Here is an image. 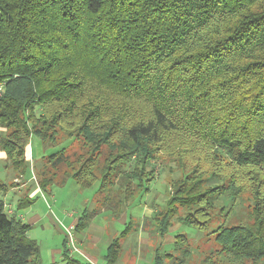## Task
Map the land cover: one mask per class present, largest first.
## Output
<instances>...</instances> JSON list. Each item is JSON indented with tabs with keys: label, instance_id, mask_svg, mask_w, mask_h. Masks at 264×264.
<instances>
[{
	"label": "trees",
	"instance_id": "obj_1",
	"mask_svg": "<svg viewBox=\"0 0 264 264\" xmlns=\"http://www.w3.org/2000/svg\"><path fill=\"white\" fill-rule=\"evenodd\" d=\"M0 89V151L14 174L0 183V264H41L16 216L31 193L13 214L3 198L33 177L30 150L42 193L69 179L97 187V210L75 232L144 203L158 158L184 157V179L168 180L143 226L131 217L106 264L139 227L162 239L154 264H185L194 234H213L222 261L264 264V0H0ZM244 194L247 221L210 230L216 202L230 219ZM63 249L51 264H92L71 257L68 238Z\"/></svg>",
	"mask_w": 264,
	"mask_h": 264
},
{
	"label": "rangeland",
	"instance_id": "obj_2",
	"mask_svg": "<svg viewBox=\"0 0 264 264\" xmlns=\"http://www.w3.org/2000/svg\"><path fill=\"white\" fill-rule=\"evenodd\" d=\"M37 145V146H36ZM83 146V145H82ZM81 146V147H82ZM32 148V147H31ZM35 156L38 153L41 152V146L38 142H34L33 144ZM87 151V148L85 149ZM106 150L104 149V152ZM31 152V150H30ZM167 154V153H166ZM32 158V157H31ZM29 160L30 162V168L33 170L32 175L33 178L36 177V168L35 163L36 160L33 158V160ZM180 162L176 163L174 161L173 156L163 155L155 164L156 166V173L158 175L157 182L153 185L152 191L148 194L147 200H144V203L142 201L141 206L145 208L148 212V215L151 214L152 211V205H155L157 201L164 203L168 196V191L166 184L169 181H182L184 179V173L185 171L182 170V164H184V157L179 156ZM103 161V159H102ZM5 162V165H4ZM7 163L5 160L0 161V183L7 184L13 179V171L10 168L6 167ZM179 177V178H178ZM15 187L22 185L24 179L20 178ZM23 180V181H22ZM36 182V181H35ZM34 182V183H35ZM204 188H202L203 190ZM172 192V191H171ZM0 197L2 195L0 194ZM7 197L12 199V195L10 193H7ZM34 203L32 206L17 210V215L19 218H24L23 223L28 224L31 226V230L28 233V238L30 240L36 241L39 252H40V262L41 264H51L54 260H60L62 256L63 251V244L64 241L67 239V230L69 229V226L72 223V217L75 215L76 217H81L83 212H87V210H92L97 205L96 203V187H93L89 190H81L77 184H75V181L73 179H69L65 186L63 187H53L52 194H44L41 192H35V195H33ZM244 203L241 205L239 210L236 214H233V216L230 219H226L227 213L226 209L223 211V213H220V207L219 204H221L220 201H217V208H214L215 210L212 211V222L209 224V229L212 230L214 228H217L219 225L223 224L226 226H239L241 224H244L248 216L250 215V195L244 194L243 196ZM5 199L6 197L3 196ZM146 198V197H145ZM144 199V198H142ZM95 200V202H93ZM118 200V198H116ZM115 200V201H116ZM158 202V203H159ZM15 209L17 207V204H15ZM13 208V207H12ZM13 211L14 208H13ZM103 213V212H102ZM125 214V213H123ZM127 214L130 216H133V218H138L142 216L141 211L138 209V207H135L131 210V212H127ZM20 215V216H19ZM41 216V218H36V216ZM106 222L108 223L111 218L114 217L108 213L105 214ZM104 216V215H103ZM150 217V216H149ZM94 220V219H93ZM96 223L101 225V227L104 228L105 222H102V218L100 215L96 217ZM135 225L142 226V220L134 222ZM115 226V225H114ZM139 227V230H140ZM178 226H175L174 229H177ZM116 231H119V229H116ZM144 232L140 233V231L136 234H132L130 238H133L136 242H129L127 241L126 244H124L126 247L125 254L127 255L128 259H131V261L128 263L126 261V257H123V262L125 264H154V258H155V250L158 246L157 241L162 242L160 238L157 236L150 235L149 229L143 230ZM146 232V233H145ZM189 232V231H187ZM193 237V240L189 243V248L192 253L191 257L186 260L185 264H233L229 261H222L220 259L219 251L216 249L218 248L216 242L214 241L213 234L210 236L197 235L195 237V234ZM74 238H75V244L77 249L80 251V253H74L70 252L71 257L78 258L80 260L85 261L83 257V249L80 248L77 243V233L74 232ZM101 240L103 239L106 241V238L104 236L100 237ZM140 238H143V240L147 239L154 243L153 249H150V256H147V258H140V249L139 244L137 245V241H139ZM171 238L167 237L165 241L170 240ZM108 241V240H107ZM136 246V247H134ZM173 246L167 245L166 248H163L164 250H167L170 253H173ZM56 251H59V253H56ZM102 251V250H101ZM125 256V255H124ZM98 263L97 264H105L103 257H98ZM135 259V260H134ZM88 260V259H87ZM134 260V261H133ZM122 262V261H121ZM120 262V263H121ZM119 263V264H120ZM118 264V263H117ZM122 264V263H121ZM238 264H252L251 260H244L242 262H239Z\"/></svg>",
	"mask_w": 264,
	"mask_h": 264
},
{
	"label": "crops",
	"instance_id": "obj_3",
	"mask_svg": "<svg viewBox=\"0 0 264 264\" xmlns=\"http://www.w3.org/2000/svg\"><path fill=\"white\" fill-rule=\"evenodd\" d=\"M31 152H30V157H29V160L30 158L32 157L31 156ZM5 160V156L4 154L0 151V161H3ZM31 160H33L31 158ZM6 161V160H5ZM4 165H5V162H4ZM32 172L33 170L31 171V175H32ZM34 175V173H33ZM34 179L33 177H30L29 179H24L22 185L20 186H17V187H14L12 188L9 193L10 195H14V197L12 199H10L9 197H7V194L4 196L6 197L4 200L6 203L10 204L11 207L14 208L15 210V204H17V202L27 193H31V197L32 199L34 198L33 195H35V192H41L39 190V188L36 186V184L34 183ZM19 180L15 179L14 180V183L17 184ZM9 183V182H8ZM97 188V187H96ZM42 193V192H41ZM93 202H95V200H93ZM97 205L95 206L94 209L92 210H87V214H93L95 212V210H97V206H98V203H96ZM32 206V205H31ZM135 207H138V209L141 211V214L142 216L138 217V218H133V216H130V214L128 215L127 213L125 214H121L120 216L118 217H114L113 219L111 218V220H109V222L107 223L106 222V215H108V213L105 212V210H102L99 214H97L90 222H87V227L81 231V232H76L77 233V236L79 238H77V243L79 245L80 248H85V250L83 249L82 253H83V257L85 259V261H88L92 264H97L98 263V257H103L104 259V263L106 264V261H105V256L107 254V249L109 248V246L114 242V240H116L117 238H119L121 236V234L123 233L124 229H125V226L128 224V222L131 220V217L133 219V221L135 222V220L137 221H141L142 220V226L144 225L146 219H150V217L152 216V211H151V214L148 215V212L145 208H143L141 206V204H138L137 206ZM134 207V208H135ZM17 211V210H16ZM15 212V211H14ZM103 212V213H102ZM129 212H131V210H129ZM85 212L82 213V216ZM18 213H16V216L18 217L17 215ZM76 215V214H75ZM73 216L72 217V223L70 226H76L77 223H78V220L82 217H76V216ZM100 215V217L102 218V222H105V226L104 228L101 227V225L97 224L95 220L96 217ZM104 215V216H103ZM20 216V215H19ZM150 216V217H149ZM36 218H41V216L37 215ZM18 219H21L22 222H23V219L24 218H19ZM115 225V226H114ZM69 226V227H70ZM138 226V225H137ZM115 227L116 229H119V231H116L115 230ZM182 228L180 227L179 231H181ZM140 233L144 232L142 229L139 230ZM138 231V232H139ZM137 232V233H138ZM177 232H173L171 234L170 237H174ZM146 233V232H145ZM104 236V238H106V241H104L103 239L101 240L100 237ZM108 240V241H107ZM127 241H129L130 243L131 242H136L133 238H130V239H127L126 241H122V244L123 246H125L124 244L127 243ZM156 243H160V241H157ZM139 244V249H140V258H147V256H150L151 253H150V249L154 250L153 249V246L155 245L154 243H152L151 241L145 239L143 240V238H140L139 241H137V245ZM136 247V246H134ZM125 249L126 247H124V252L118 262V264L121 262L122 264H125L123 262V257H126V261H128V263L131 261V259H128L127 258V255L125 254ZM64 250V249H63ZM102 250V251H101ZM63 252V251H62ZM56 253H59V251H56ZM125 255V256H124ZM63 253H62V256L60 258V260H54L52 261L51 263L53 262H60L62 261L63 259ZM88 259V260H87ZM135 260V259H134ZM133 260V261H134ZM120 263V264H121Z\"/></svg>",
	"mask_w": 264,
	"mask_h": 264
},
{
	"label": "built area",
	"instance_id": "obj_4",
	"mask_svg": "<svg viewBox=\"0 0 264 264\" xmlns=\"http://www.w3.org/2000/svg\"><path fill=\"white\" fill-rule=\"evenodd\" d=\"M7 210L9 214L14 213L13 208L10 205L7 206ZM74 232H75V226H70L69 229L67 230L68 247L70 249V252L79 254L80 251L77 249L76 244H75Z\"/></svg>",
	"mask_w": 264,
	"mask_h": 264
}]
</instances>
